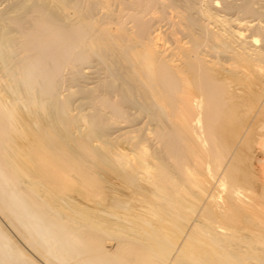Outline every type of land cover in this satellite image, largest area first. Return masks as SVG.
<instances>
[{
	"label": "bare ground",
	"instance_id": "obj_1",
	"mask_svg": "<svg viewBox=\"0 0 264 264\" xmlns=\"http://www.w3.org/2000/svg\"><path fill=\"white\" fill-rule=\"evenodd\" d=\"M0 264H264V0H0Z\"/></svg>",
	"mask_w": 264,
	"mask_h": 264
}]
</instances>
